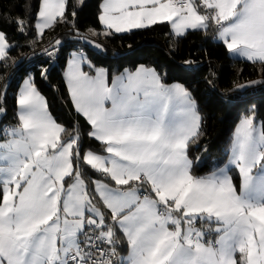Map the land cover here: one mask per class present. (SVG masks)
Returning a JSON list of instances; mask_svg holds the SVG:
<instances>
[{"label": "snow or ice", "instance_id": "6c2138e0", "mask_svg": "<svg viewBox=\"0 0 264 264\" xmlns=\"http://www.w3.org/2000/svg\"><path fill=\"white\" fill-rule=\"evenodd\" d=\"M66 4L43 0L41 35L57 17L75 28ZM98 20L104 36L169 22L182 37L215 24L229 53L264 64V0H102ZM14 22L26 34L27 21ZM8 56L0 31L5 65ZM65 78L106 154L62 139L32 75L14 124L0 102V264H264V126L253 115L242 118L228 163L197 176L188 148L201 118L185 87L144 66L110 82L76 52Z\"/></svg>", "mask_w": 264, "mask_h": 264}, {"label": "trees", "instance_id": "16d2710c", "mask_svg": "<svg viewBox=\"0 0 264 264\" xmlns=\"http://www.w3.org/2000/svg\"><path fill=\"white\" fill-rule=\"evenodd\" d=\"M39 1L0 0V31L6 33L9 45L6 65L0 61V89L8 93L1 102L6 104L8 123L16 122V90L27 72L35 78L52 118L66 129L62 139L77 134L85 150L104 152V146L88 135L90 126L74 109L62 77L69 50L78 48L73 37L95 30L101 50L83 45L82 51L92 64L106 68L109 75L138 65L152 66L167 84L179 82L190 91L201 118L199 138L188 148L195 173L210 169L206 160L211 156L217 164L226 158L234 123L248 112L250 104L255 120L264 126V64L229 56L226 46L215 39L217 28L212 24L207 30H188L182 37L173 36L167 22L104 36L98 20L101 0H67L64 19L75 21V28L57 18L59 22L37 36L34 22ZM16 18L27 21L26 34L17 30ZM56 39L61 45L53 65L43 56L28 58L30 52ZM43 68L48 70L47 78L41 76ZM247 81L254 82L242 85ZM198 157L203 158L200 164L195 163ZM96 175L89 167L88 176Z\"/></svg>", "mask_w": 264, "mask_h": 264}, {"label": "rangeland", "instance_id": "374dc122", "mask_svg": "<svg viewBox=\"0 0 264 264\" xmlns=\"http://www.w3.org/2000/svg\"><path fill=\"white\" fill-rule=\"evenodd\" d=\"M42 3H43V0H40L39 1V5H38V10H37V14H36V19H35V22H34V26H35V24L38 22V20H39V16H38V11H39V9H40V7H42ZM57 18H60V17H57ZM169 29H170V32H171V34L173 35V36H176L175 35V33H174V31L169 27ZM35 32H36V35L37 36H39V35H41L40 34V32H39V30L38 29H36V27H35ZM103 32V31H102ZM94 33H96V34H94ZM97 35V31H95V30H89L86 34H82V35H75L73 38L75 39V45L78 47V48H72V49H70L69 50V53H68V55H67V59H66V62H65V65H64V67L62 68V77H63V80H64V82H65V85H66V90H67V92H68V95H69V98H70V100H71V102H72V105H73V107H74V109H75V105H74V102L72 101V99H71V95H70V92H69V90H68V88H67V82H66V78H65V74H66V72H67V64H68V60L70 59V57H71V55L74 53V52H76V53H82L83 54V51H82V48H83V45H87V46H89V43L88 42H90L93 46H90V47H93V48H96L95 46H94V44H96V43H98L97 41H96V39H95V36ZM85 37L87 38V41L88 42H85ZM215 39L216 40H218V41H220L219 39H217V31L215 32ZM222 42V41H221ZM223 43V42H222ZM8 44V43H7ZM9 46V45H8ZM226 46V45H225ZM80 48V49H79ZM227 49V48H226ZM228 52V51H227ZM228 55L229 56H231L232 58H237V59H242V60H246V58H242V57H240L239 55H237V54H233V53H229L228 52ZM247 61V60H246ZM52 65H53V63H52ZM140 66H144V67H148V68H153L152 66H146V65H138V66H136L134 69H128V68H124V69H122V70H120V71H118V72H115V73H113L112 75H109V81L111 82V80L113 79V78H115V76H117V75H119V74H121V73H123L125 70H127V71H134V70H136L138 67H140ZM96 67L97 68H103V69H105V71L107 72V70H106V68H104V67H102V66H97L96 65ZM153 69H155V68H153ZM156 70V69H155ZM157 71V70H156ZM158 72V71H157ZM29 73H24L23 75H22V77H21V79H20V81H19V84H18V87H17V90H16V116L18 115V111H17V109H18V92H19V90H20V88H22L23 87V82H24V80L25 79H27L28 77H29ZM251 82H254V81H247L246 83L244 82L242 85H247L248 83H251ZM180 84V83H179ZM242 87V86H241ZM41 93V92H40ZM42 94V93H41ZM43 95V94H42ZM254 106H253V104H250L249 106H248V112L247 113H245L244 115H242V117H240V118H238L237 119V121L234 123V126H233V129H232V133H231V139H230V142H229V146H228V150H227V155H226V158L220 163V164H217L216 163V159H215V157L213 156H211V157H209L206 161L209 163V166H210V169L211 168H213L214 166H216V165H219V166H221V167H223L224 165H226L227 163H228V158H229V155H230V148H231V145H232V142H233V140H234V134L236 133V131H237V129H238V127H239V125H240V123H241V121H242V118L244 117V116H246V115H253L254 117H255V115H254V111L253 110H250L251 108H253ZM48 109V108H47ZM49 112V111H48ZM82 115V114H81ZM177 119H179V117H177ZM256 121V124H255V127L256 128H260L261 127V124H260V122L258 121V120H255ZM57 122V121H56ZM57 123H59V122H57ZM60 124V123H59ZM61 125V124H60ZM62 126V125H61ZM89 131H90V129H89ZM89 133V132H88ZM74 136H77V134H74V135H72L71 137H74ZM70 137V138H71ZM70 138H68V139H70ZM68 139H66L65 141H67ZM88 150H90V149H86L85 150V153H86V151H88ZM92 151V150H91ZM95 154H106L105 152H96V151H93ZM202 157H198L196 160H195V163H197V164H200V162L202 161ZM210 169L208 170V171H206V172H204V173H195L194 171H193V174L194 175H197V176H202V175H205V174H207L209 171H210ZM234 173H236L235 171H233L231 174L232 175H234ZM93 177V176H92ZM238 178V177H237Z\"/></svg>", "mask_w": 264, "mask_h": 264}, {"label": "built area", "instance_id": "2783aa9c", "mask_svg": "<svg viewBox=\"0 0 264 264\" xmlns=\"http://www.w3.org/2000/svg\"><path fill=\"white\" fill-rule=\"evenodd\" d=\"M215 28H217V26L215 24H212ZM58 39L54 40L53 42L49 43V44H45L42 45L40 48L30 52L28 54V58L33 57V56H43L46 58L48 63H55L56 62V58H57V52L60 48L61 42L59 43V45L56 44V41ZM59 41V40H58ZM46 50H55L53 55H49L48 51ZM198 65H202V62H198ZM2 96H0V102L2 101Z\"/></svg>", "mask_w": 264, "mask_h": 264}, {"label": "crops", "instance_id": "0c3cea01", "mask_svg": "<svg viewBox=\"0 0 264 264\" xmlns=\"http://www.w3.org/2000/svg\"><path fill=\"white\" fill-rule=\"evenodd\" d=\"M162 2H166V0H162ZM100 11H99V14H100V12H101V7H102V0L100 1ZM168 23V25H169V27H170V23L169 22H167ZM102 25V24H101ZM102 27H103V29H104V26L102 25ZM171 28V27H170ZM103 31V30H102ZM102 31H101V33H102ZM169 86H174V85H180V86H183V84H179V82H172V83H170V84H168ZM184 87V86H183Z\"/></svg>", "mask_w": 264, "mask_h": 264}, {"label": "water", "instance_id": "95a60500", "mask_svg": "<svg viewBox=\"0 0 264 264\" xmlns=\"http://www.w3.org/2000/svg\"><path fill=\"white\" fill-rule=\"evenodd\" d=\"M236 97V96H235Z\"/></svg>", "mask_w": 264, "mask_h": 264}]
</instances>
